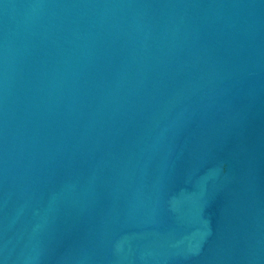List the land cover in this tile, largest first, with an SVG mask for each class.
<instances>
[{"label": "water", "instance_id": "95a60500", "mask_svg": "<svg viewBox=\"0 0 264 264\" xmlns=\"http://www.w3.org/2000/svg\"><path fill=\"white\" fill-rule=\"evenodd\" d=\"M0 264H264V0H0Z\"/></svg>", "mask_w": 264, "mask_h": 264}]
</instances>
